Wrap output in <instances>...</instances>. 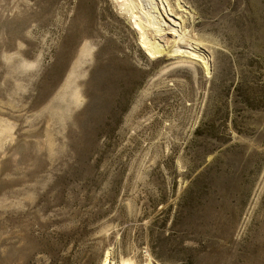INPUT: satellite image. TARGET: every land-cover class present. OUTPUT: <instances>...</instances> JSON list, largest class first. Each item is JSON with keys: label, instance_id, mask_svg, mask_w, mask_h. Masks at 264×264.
<instances>
[{"label": "rangeland", "instance_id": "1", "mask_svg": "<svg viewBox=\"0 0 264 264\" xmlns=\"http://www.w3.org/2000/svg\"><path fill=\"white\" fill-rule=\"evenodd\" d=\"M167 1L207 69L125 0H0V264H264V0Z\"/></svg>", "mask_w": 264, "mask_h": 264}, {"label": "bare ground", "instance_id": "2", "mask_svg": "<svg viewBox=\"0 0 264 264\" xmlns=\"http://www.w3.org/2000/svg\"><path fill=\"white\" fill-rule=\"evenodd\" d=\"M175 2L178 6H182L180 5V0H175ZM125 4L131 12L134 26L140 31L139 43L147 56L154 57L162 53L163 45L161 40L167 41L164 40L166 38L164 25H167V28L172 31V43H170V47L167 46V51H170V53H184L189 58L201 59L207 69L204 53L199 49L195 38H193L189 30L181 27V23L176 18L171 17L166 11V6H169L167 0H125ZM161 11L166 14L170 21L178 23L179 27L167 21ZM103 264H112L108 254ZM145 264H150V261H146Z\"/></svg>", "mask_w": 264, "mask_h": 264}]
</instances>
